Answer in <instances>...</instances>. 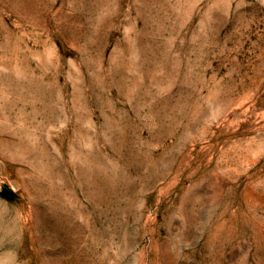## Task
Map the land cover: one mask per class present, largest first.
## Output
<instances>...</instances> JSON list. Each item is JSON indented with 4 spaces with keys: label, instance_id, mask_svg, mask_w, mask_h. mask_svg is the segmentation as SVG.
I'll use <instances>...</instances> for the list:
<instances>
[{
    "label": "rangeland",
    "instance_id": "1",
    "mask_svg": "<svg viewBox=\"0 0 264 264\" xmlns=\"http://www.w3.org/2000/svg\"><path fill=\"white\" fill-rule=\"evenodd\" d=\"M0 264H264V0H0Z\"/></svg>",
    "mask_w": 264,
    "mask_h": 264
}]
</instances>
